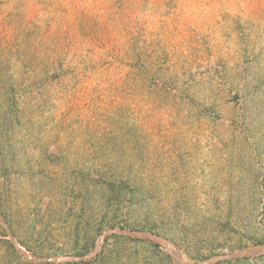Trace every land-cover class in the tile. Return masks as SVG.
Wrapping results in <instances>:
<instances>
[{"label": "rangeland", "instance_id": "obj_1", "mask_svg": "<svg viewBox=\"0 0 264 264\" xmlns=\"http://www.w3.org/2000/svg\"><path fill=\"white\" fill-rule=\"evenodd\" d=\"M0 214V264H264L207 262L264 242V0H0ZM108 228L168 245L53 260Z\"/></svg>", "mask_w": 264, "mask_h": 264}, {"label": "water", "instance_id": "obj_2", "mask_svg": "<svg viewBox=\"0 0 264 264\" xmlns=\"http://www.w3.org/2000/svg\"><path fill=\"white\" fill-rule=\"evenodd\" d=\"M0 222L3 224V226L6 228L11 240L17 245L16 240L12 233L10 232L6 222L3 220L1 214H0ZM109 235H116V236H123V237H130V238H136L141 240L150 241L153 243H156L160 246H163L167 248L168 241L166 238L161 236L160 234L144 231L140 229H127V228H108L106 231H104L98 240L96 241L95 247L89 254H85L82 256H61L60 258H53L54 261H88L91 258L97 256L100 247L103 243V241L107 238ZM17 248L23 252V250L17 245ZM24 253V252H23ZM264 253V242L262 243H256L250 246H246L242 248L241 250L231 252L228 254H219L217 256L211 257L207 260V262H211L214 259H232V258H238V257H251L254 255L262 254ZM174 256V255H173ZM181 264H190L182 260L181 258H177L174 256ZM194 264H202L200 263H194Z\"/></svg>", "mask_w": 264, "mask_h": 264}]
</instances>
